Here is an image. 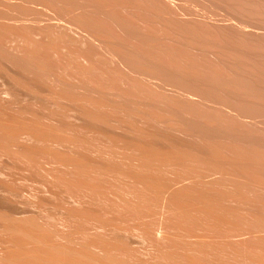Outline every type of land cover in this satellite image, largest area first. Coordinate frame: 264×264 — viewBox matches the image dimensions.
I'll return each instance as SVG.
<instances>
[{
	"label": "bare ground",
	"instance_id": "1",
	"mask_svg": "<svg viewBox=\"0 0 264 264\" xmlns=\"http://www.w3.org/2000/svg\"><path fill=\"white\" fill-rule=\"evenodd\" d=\"M0 264H264V0H0Z\"/></svg>",
	"mask_w": 264,
	"mask_h": 264
},
{
	"label": "rangeland",
	"instance_id": "2",
	"mask_svg": "<svg viewBox=\"0 0 264 264\" xmlns=\"http://www.w3.org/2000/svg\"><path fill=\"white\" fill-rule=\"evenodd\" d=\"M84 228L85 227H83V226L75 227V230L72 232V236H70V237L83 236L84 232H89V229H84ZM58 230L59 231H66V229L63 230L61 228H58ZM68 232H70V231H68ZM77 233H79V234H77ZM83 238H85V237H83Z\"/></svg>",
	"mask_w": 264,
	"mask_h": 264
}]
</instances>
